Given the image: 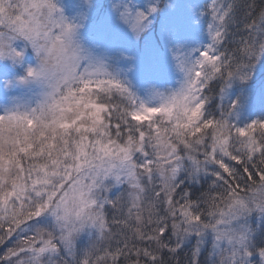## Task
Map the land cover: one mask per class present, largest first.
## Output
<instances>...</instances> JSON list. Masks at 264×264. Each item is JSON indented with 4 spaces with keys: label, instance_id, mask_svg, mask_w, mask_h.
<instances>
[{
    "label": "snow or ice",
    "instance_id": "snow-or-ice-1",
    "mask_svg": "<svg viewBox=\"0 0 264 264\" xmlns=\"http://www.w3.org/2000/svg\"><path fill=\"white\" fill-rule=\"evenodd\" d=\"M0 264H264V3L0 0Z\"/></svg>",
    "mask_w": 264,
    "mask_h": 264
},
{
    "label": "trees",
    "instance_id": "trees-1",
    "mask_svg": "<svg viewBox=\"0 0 264 264\" xmlns=\"http://www.w3.org/2000/svg\"><path fill=\"white\" fill-rule=\"evenodd\" d=\"M255 3L259 6L261 3H264V0H255Z\"/></svg>",
    "mask_w": 264,
    "mask_h": 264
},
{
    "label": "rangeland",
    "instance_id": "rangeland-1",
    "mask_svg": "<svg viewBox=\"0 0 264 264\" xmlns=\"http://www.w3.org/2000/svg\"><path fill=\"white\" fill-rule=\"evenodd\" d=\"M197 2H199V3H205L206 0H197Z\"/></svg>",
    "mask_w": 264,
    "mask_h": 264
}]
</instances>
